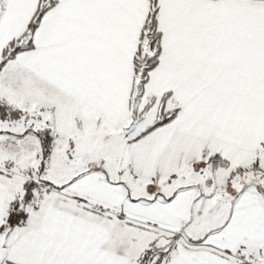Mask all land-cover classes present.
Masks as SVG:
<instances>
[{
  "label": "snow or ice",
  "instance_id": "1",
  "mask_svg": "<svg viewBox=\"0 0 264 264\" xmlns=\"http://www.w3.org/2000/svg\"><path fill=\"white\" fill-rule=\"evenodd\" d=\"M0 264H264V0H0Z\"/></svg>",
  "mask_w": 264,
  "mask_h": 264
}]
</instances>
